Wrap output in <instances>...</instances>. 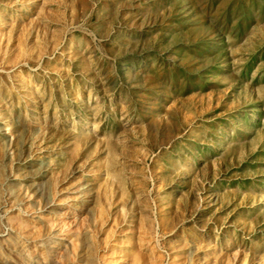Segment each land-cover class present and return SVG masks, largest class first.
Masks as SVG:
<instances>
[{"label":"rangeland","instance_id":"374dc122","mask_svg":"<svg viewBox=\"0 0 264 264\" xmlns=\"http://www.w3.org/2000/svg\"><path fill=\"white\" fill-rule=\"evenodd\" d=\"M0 105L67 264H264V0H0Z\"/></svg>","mask_w":264,"mask_h":264},{"label":"bare ground","instance_id":"6f19581e","mask_svg":"<svg viewBox=\"0 0 264 264\" xmlns=\"http://www.w3.org/2000/svg\"><path fill=\"white\" fill-rule=\"evenodd\" d=\"M17 131L19 132L17 140L22 141L25 137V131L21 128L17 129L16 132ZM2 146H4L3 143H2ZM25 165H27V167L28 166L31 167L33 164L28 162ZM45 170H43L42 168H38L34 171V174H30L29 176L26 177V179L32 178L31 179L32 183L30 185H27L26 192H28L29 190L33 192L34 194H36V196L40 198L39 200H43V204H44L43 209L45 211H49L53 213L52 209L48 208L49 206L52 205L51 204L52 199H50V196H48L47 194L48 183L45 181V177H46ZM12 187L13 186H11V189H12L11 197L14 200H12L9 203V208L8 210L6 209L7 211H5L4 217L2 219L0 218V223L3 222V224L0 226V264H67V262L69 261L68 258L69 256H71L70 255L71 247L69 246V244L66 241L64 242V241L57 239L56 238L57 235L55 236V234L49 235L46 233L47 235H42L40 232L36 231L35 229L36 227L34 228V226L32 225L33 221L30 220L29 217L24 213L25 210H23L22 207L16 206L15 190ZM17 187H18V184H17ZM0 203H1V198H0ZM13 210H17V212H13ZM56 216H59V213ZM118 243L119 242H117V244Z\"/></svg>","mask_w":264,"mask_h":264}]
</instances>
